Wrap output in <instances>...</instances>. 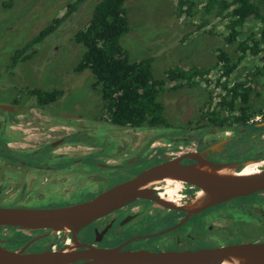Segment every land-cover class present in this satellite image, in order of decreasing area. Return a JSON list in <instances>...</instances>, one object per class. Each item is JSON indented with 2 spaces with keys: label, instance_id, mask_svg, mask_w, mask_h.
Here are the masks:
<instances>
[{
  "label": "rangeland",
  "instance_id": "1",
  "mask_svg": "<svg viewBox=\"0 0 264 264\" xmlns=\"http://www.w3.org/2000/svg\"><path fill=\"white\" fill-rule=\"evenodd\" d=\"M78 1L0 0V105L16 106L14 102L17 101L14 118L8 117L0 109V146L14 151L20 148L30 149L32 143L38 146L42 136L36 135L37 131L32 127H45L49 124L50 127L57 125L59 128L64 126L80 129V140L86 143L82 145H95L99 153H94L96 155L85 162L83 167L86 174H71L70 181L81 180L82 185H77L70 192L64 191L70 187H61L60 191L63 192L58 193L48 184L46 189L41 187L43 184L34 181L35 174L31 169L17 164L14 155L11 157V154L6 155L1 151L0 154L6 158L0 156V207L49 208L54 204H79L87 201L88 194L97 191L100 194L106 188L115 186V180L122 177L118 172L103 171L97 165L95 167L96 161H100V154L113 151L108 148H130L132 154L129 155L134 158L137 152L146 147L144 152L151 151L152 155L164 151L175 156L182 149L195 148L194 141L185 144L183 139L198 136V132H202L201 128L207 130L203 131L206 134L216 130L209 124L207 116L202 115L209 109L210 98H213V109L219 105L223 94L220 84L226 79L223 78L222 71L214 68L219 64L217 51L225 49L231 59L236 61L242 56L241 53L225 48L224 22L208 15L206 17L211 22L202 27L204 22L199 15L181 19L176 0H126L130 32L122 38L121 43L131 61L154 58L153 70L156 74L177 66L184 69H213L205 76L209 83L176 88L174 83L163 94L162 100L172 128L118 127L109 123L103 115L102 92L95 87L93 73L90 70L77 71L85 48L75 41V35L86 27L101 0ZM49 26L55 28L54 33L45 40L32 44ZM23 51H27L26 55L30 57L23 62L16 60L15 56ZM243 57L242 63L229 80L252 82L254 90L247 105L252 111L264 112V77L256 80L253 78V70L262 64L260 57ZM35 89L50 93L60 90L63 95L55 102L40 106L37 99L29 93V90ZM63 114L74 116L75 119L63 117ZM261 118L262 115L253 120L260 122ZM179 128L185 129L182 131L183 136H177ZM66 132L69 131L56 128L46 136L51 139ZM88 138H91L90 142ZM6 147L2 150L8 152ZM235 152L246 156L257 152V148L240 144ZM22 157L28 163L27 166L32 163L61 165L59 161L50 162L49 158L41 159L40 156H33L32 161L24 155ZM87 176H91V183H88ZM38 190H42L41 194L45 190L44 197L29 201L32 192ZM0 236L12 239L17 244L29 238L24 232L10 229H0Z\"/></svg>",
  "mask_w": 264,
  "mask_h": 264
},
{
  "label": "flooded vegetation",
  "instance_id": "2",
  "mask_svg": "<svg viewBox=\"0 0 264 264\" xmlns=\"http://www.w3.org/2000/svg\"><path fill=\"white\" fill-rule=\"evenodd\" d=\"M249 124L250 126L247 128L238 126L237 129L215 130L209 134L199 131L198 136L182 138L185 144L194 141L195 148L182 149L175 156L168 155L164 151L152 155L151 151L144 152L147 150L146 147L143 150L140 148L134 158L129 155L132 154L130 148L110 147L108 149L113 151L106 152L105 155L100 154L98 156L100 161H96L95 167L97 165L98 169L103 171L118 172L122 177L115 180L116 185L134 178L152 166L188 153L200 154L201 158L213 163L233 165L235 171L239 173L249 166L260 171L264 169V116L260 122L251 120ZM43 126L32 127L37 131L36 135L42 136L39 138L38 146L32 143L30 149L20 148L17 151L0 146V152L18 156L20 160L15 162L31 169L35 174L34 181L41 182L43 184L41 187L44 189L48 184L52 190L58 193L63 192L60 191L61 187L64 189L70 187L69 190L65 189L64 191H73L77 185H82L83 182L81 180L70 181L71 174L75 172L86 174L83 167L85 162H89L91 157L96 155L94 153H99V150L95 145H82L86 143L80 140L82 132L78 128L64 126L59 128L57 125L50 127L49 124ZM56 128L69 132L48 139L47 136L52 134ZM46 134L48 135L46 136ZM90 139L88 138L89 142ZM240 144L251 145L253 149L257 148V152L242 156L239 152H235V148ZM5 147L8 152L2 150ZM23 155L31 161L33 156H40L41 159L49 158L50 162L59 161L61 165L32 163L27 166L28 163L22 157ZM0 156L3 157L2 154ZM181 163L188 165L194 164L196 161L186 159ZM90 178L91 176H87L88 183H91ZM43 180L46 182H42ZM168 186L170 187L167 181L153 186L154 195L160 201L138 199L81 230L77 235L78 240L97 248H120L123 251L153 253L196 252L247 243H264V191L232 198L213 206H205L206 195H203L199 188L181 183L176 194L168 196L166 194ZM111 187L106 188L105 191ZM41 191H33L29 201L41 200L45 190L42 194ZM98 194L99 191L94 194L90 193L86 200L89 201ZM54 207H62V205L54 204L49 208ZM0 229L20 231L29 236L20 244L0 236V246L10 251L24 250L25 253L37 254L75 245L70 233H59L52 230H25L15 227H0Z\"/></svg>",
  "mask_w": 264,
  "mask_h": 264
},
{
  "label": "trees",
  "instance_id": "3",
  "mask_svg": "<svg viewBox=\"0 0 264 264\" xmlns=\"http://www.w3.org/2000/svg\"><path fill=\"white\" fill-rule=\"evenodd\" d=\"M176 1L181 19L199 15L200 20L204 22L202 27L210 24L211 20L206 17L208 15L224 22L225 48L242 55L236 61L231 59L225 49L217 51L219 64L214 68L222 71L223 78L226 79L220 84L223 94L220 96L219 105L213 109L211 108L213 98H210L209 109L204 110L202 116L206 115L209 124L216 130L249 127L251 120L264 116V112L252 111L247 105L254 90L253 84L251 81L231 82L229 79L242 63L244 55L260 57L262 64L253 70V78L256 80L264 77V0ZM54 29L53 26L44 29L32 44L38 40H45L54 33ZM129 32L126 0H101L86 27L75 35V41L85 48L77 71L90 70L93 73L96 79L95 87L102 92L103 115L112 125L139 129L144 127L170 129L172 127L166 115L163 94L174 83L175 88L209 83L205 76L213 68L184 69L177 66L162 74H156L153 70L154 58L148 57L140 61L129 59L121 43L122 38ZM26 52L18 53L17 56H21L19 58L15 56L16 60L26 61L30 57ZM29 93L37 99L40 106L55 102L63 95V91L60 90L50 93L35 89L29 90ZM14 105L17 106V101ZM3 113L14 118L15 112ZM201 130L207 131L203 128ZM178 131L177 136H183L182 131L185 129L179 128ZM9 154L12 157V153ZM14 159L20 160L18 156H14Z\"/></svg>",
  "mask_w": 264,
  "mask_h": 264
},
{
  "label": "water",
  "instance_id": "4",
  "mask_svg": "<svg viewBox=\"0 0 264 264\" xmlns=\"http://www.w3.org/2000/svg\"><path fill=\"white\" fill-rule=\"evenodd\" d=\"M15 112L14 106H1ZM72 118L71 115H62ZM192 159L194 164H182ZM175 181L199 188L206 195L205 206L264 191V169L253 174L236 172L233 165L213 163L200 154L188 153L152 166L134 178L121 182L93 199L54 208L0 207V227L52 230L71 234L75 245L56 251L25 253L0 246V264H264V243H247L196 252L123 251L97 248L78 240L79 232L94 222L138 199L160 201L153 186Z\"/></svg>",
  "mask_w": 264,
  "mask_h": 264
},
{
  "label": "bare ground",
  "instance_id": "5",
  "mask_svg": "<svg viewBox=\"0 0 264 264\" xmlns=\"http://www.w3.org/2000/svg\"><path fill=\"white\" fill-rule=\"evenodd\" d=\"M262 163V162H261ZM258 165V164H256ZM255 165V166H256ZM263 169V168H262ZM258 170L255 167L249 166L247 168H245L242 171V174H253L256 173ZM167 184L170 185V187L168 186L166 194L169 196H171L173 193L176 194V191L181 187V183L180 182H175V181H167ZM167 186V185H165ZM196 188V187H195ZM191 190V189H190ZM165 191V190H164ZM163 191V192H164ZM168 200V199H167ZM70 237V236H69Z\"/></svg>",
  "mask_w": 264,
  "mask_h": 264
},
{
  "label": "crops",
  "instance_id": "6",
  "mask_svg": "<svg viewBox=\"0 0 264 264\" xmlns=\"http://www.w3.org/2000/svg\"><path fill=\"white\" fill-rule=\"evenodd\" d=\"M129 34V33H128ZM140 60H142V59H140ZM139 59L138 60H134V61H140ZM73 118V117H72Z\"/></svg>",
  "mask_w": 264,
  "mask_h": 264
}]
</instances>
